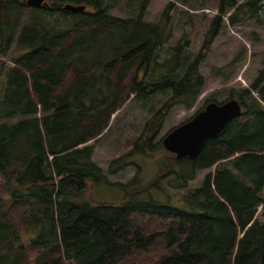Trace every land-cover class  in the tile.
Listing matches in <instances>:
<instances>
[{
  "label": "trees",
  "instance_id": "1",
  "mask_svg": "<svg viewBox=\"0 0 264 264\" xmlns=\"http://www.w3.org/2000/svg\"><path fill=\"white\" fill-rule=\"evenodd\" d=\"M23 1L0 0V174L25 230L35 233L32 254L17 246L0 197V264H264V221L256 218L259 208L264 216V59L247 88L227 91L241 116L194 160L168 153L173 161L141 190L173 175L169 185L185 190L180 206L132 203L127 193L115 203H79L88 181H107L89 143L110 131L111 117L127 102L142 103L149 118L127 156L156 157L168 114L190 110L203 92L199 68L225 22L264 28V0H219L195 53L187 34L163 47L173 37L174 2L194 11L206 0H173L155 23L145 20L150 0H127L135 8L126 18L112 14L121 0H47L36 9ZM68 4L84 10L65 11ZM157 97L164 100L154 110ZM209 103L218 102L207 98L198 112Z\"/></svg>",
  "mask_w": 264,
  "mask_h": 264
},
{
  "label": "rangeland",
  "instance_id": "2",
  "mask_svg": "<svg viewBox=\"0 0 264 264\" xmlns=\"http://www.w3.org/2000/svg\"><path fill=\"white\" fill-rule=\"evenodd\" d=\"M218 1L206 0L204 7L194 11L188 10L180 2H174L176 6L174 16L182 22L174 20L172 25L173 37L169 45L163 47V52L183 34L189 36L188 50L192 53L197 52L211 20L217 15ZM236 1L242 3L245 0ZM170 2H173V0H150L145 13V20L152 23L157 22L162 11ZM191 2L194 3L193 0ZM126 4L127 0H121V3L112 11V14L122 18L131 16L135 3L130 5L129 8ZM184 12H188L190 18L186 23H184ZM225 24L226 27L213 42L208 57L199 68L205 81L203 92L190 110H185L182 107L172 109L165 119L155 143L161 141L171 130L191 119L204 106L207 98L213 97L218 103H223L228 99V90L240 87L247 88L249 82L255 78L257 71L261 69V62L264 59V28L256 25L253 21L235 28L228 26L227 21ZM105 38L103 37V40ZM114 39L118 43L119 38L115 37ZM237 57V63L232 67L228 66ZM9 58L2 59L8 62ZM163 100L161 97L155 98L154 110L159 108ZM141 104L134 103L131 105L127 102L120 111L111 117L110 131L97 143H89V145L94 146L92 160L102 168L107 181L100 184H93L88 181L85 197L83 196L79 203L85 202L87 198L96 202L115 203L120 201L127 193L132 203H149L153 201L172 207L180 206L181 195L185 194V190L172 188L169 185L173 175L166 178L159 187H151L141 191L161 169H164L173 161L172 158L174 157L168 154L162 145L158 147L157 156L153 158L134 153L127 156L131 149L129 143L141 134L143 126L149 118L148 114L150 113L139 108ZM125 154L126 156L121 161L112 165L111 173L109 170L110 164ZM209 171H213V168L198 172L196 179L190 184V188H195ZM4 183L5 179L0 174V197L3 198L6 212L12 217L11 220L15 224V233L21 240L17 242V246L23 245L26 247V253L32 254L27 244L30 240L29 237L33 236L35 232L25 230L26 226L23 224L17 209L11 205L9 193L7 194L4 191L5 188L2 186ZM260 212L259 208L256 218L264 221V216L261 217ZM29 263L31 264V261Z\"/></svg>",
  "mask_w": 264,
  "mask_h": 264
},
{
  "label": "water",
  "instance_id": "3",
  "mask_svg": "<svg viewBox=\"0 0 264 264\" xmlns=\"http://www.w3.org/2000/svg\"><path fill=\"white\" fill-rule=\"evenodd\" d=\"M47 0H24L29 8L44 7ZM65 11H83L84 7L70 4L63 7ZM242 114V105L235 99L223 103H209L191 119L171 130L163 139L162 146L176 159L194 160L205 141L215 139L225 127Z\"/></svg>",
  "mask_w": 264,
  "mask_h": 264
},
{
  "label": "crops",
  "instance_id": "4",
  "mask_svg": "<svg viewBox=\"0 0 264 264\" xmlns=\"http://www.w3.org/2000/svg\"><path fill=\"white\" fill-rule=\"evenodd\" d=\"M94 155V154H93Z\"/></svg>",
  "mask_w": 264,
  "mask_h": 264
}]
</instances>
